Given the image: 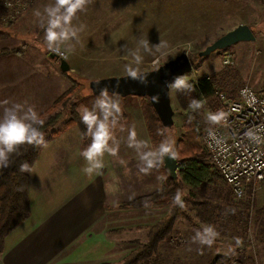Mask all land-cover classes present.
Segmentation results:
<instances>
[{
	"label": "rangeland",
	"instance_id": "1",
	"mask_svg": "<svg viewBox=\"0 0 264 264\" xmlns=\"http://www.w3.org/2000/svg\"><path fill=\"white\" fill-rule=\"evenodd\" d=\"M51 3H53V0H0V31L7 32L6 36L0 37V46L6 44L5 38H11L12 43V38L15 37L10 36L20 37L19 34H22L24 35L23 38L28 41L23 40V44L20 41V44L11 47V50L15 48L22 49L27 46V43L46 49L44 30L39 26L34 12L36 10L42 11L45 5ZM7 7L9 13H6L5 16L1 15L2 10ZM12 7L17 8V14L14 13ZM78 17V20H74L73 23H83L86 28L80 33V43L76 46L75 52L68 54L67 59H65L69 63L70 69L68 72L75 84L72 98L76 108L82 106L91 108L93 101L99 95L91 93L88 85L90 80L126 74L125 66L133 61L131 53L136 51L137 41L145 36H147L150 44L159 43V40L167 41L169 49L167 56L142 53L141 71L154 69L175 55L186 52L189 58L191 56L192 70L185 76L189 77L190 80L195 81L203 74L215 76L218 73V79L229 84V88H234L231 93L232 96L236 94L241 85H249L257 91L259 83L264 82V0H95L94 4L90 5L86 12L79 13ZM241 23L248 24L254 29V35L257 38L255 41L238 42L207 56H198L197 53L205 46ZM124 45L125 48H123ZM49 53L51 52H48V57ZM225 53L232 56L233 62L230 65L223 63ZM56 62L59 63L58 60ZM71 85L72 82L69 79L68 88ZM216 90L224 93L229 92L219 85L215 86L216 102L221 110V102ZM112 95L118 99L121 98L119 95ZM170 96L172 108L176 111L173 114V125L170 128L164 127L163 132L166 135L174 139L179 137L182 133L184 120L194 122L198 119L201 133H204L211 126L206 120V115L211 112L210 110L202 107L200 110L193 112L190 107L181 108L177 102L175 90L171 88ZM90 98L95 99L90 100ZM130 98H134V101L127 105H121L123 110L132 114L131 119L127 121L128 125L130 124V127L141 135L150 148L156 147L162 140L159 143L152 141L140 108V99L137 96ZM123 110V115L126 116L127 113ZM63 116L56 127L58 129L67 119V112H64ZM72 128L77 131L80 129L77 124H74ZM162 139H164V136H162ZM119 140L123 142V135L119 136ZM127 147L124 144L119 145V149L125 150ZM111 158L114 161L112 156ZM112 160L108 159L107 154L105 155L103 173L107 171L106 174L110 172L119 174L124 166L133 165L132 172L136 175L140 174L137 168L138 161L131 163L126 162L125 159H118V169L113 170L110 169L113 163L109 164V161L113 162ZM120 160L125 161V163H119ZM82 162V166H85L84 159ZM87 177L88 175H85L86 179ZM158 177H165V172L161 170V167L152 170L150 174L145 176L139 175V182L135 178L124 174L116 176L114 181H117V184H107L106 189L107 192H113L117 199V197L127 196L124 194L123 188L128 187L129 190L132 187L135 192L141 185L143 189L141 195H145L161 187L163 180ZM177 177H179L178 173ZM134 182H137V184L132 185ZM64 189L63 194H60L62 197L71 195L74 191L71 184L64 186ZM184 193L192 198L213 201L221 208L215 215L214 222L207 224L201 222L195 216L190 209V202H186L184 210L189 213L191 220H187L184 215H178L173 232L159 245L158 259L160 264H209L213 257L217 255L220 258L221 256L227 257L231 253L233 255L237 254V252L234 253L235 248H245V253L252 255L256 264L258 263L260 260L257 255L258 249L253 248H257L258 245L260 246L259 243L264 241V232L261 229L263 228L264 217L258 212L264 202V181L259 182L255 188H251L241 199L235 198L227 194L225 190L217 187L198 186L192 191L191 187L185 186ZM141 195L134 196L129 200L119 201L116 204V209H144L145 207L119 208L122 202L130 201ZM241 201L250 203L247 220H245V214L240 216L238 213L242 206L239 205L238 209L236 207ZM171 206L172 204L169 202L161 206L148 208L154 210V214H157V219L160 221L170 211ZM229 209L234 210V213H229ZM136 214H141V211ZM131 220L137 224L146 223L144 218L131 217ZM158 221H155L152 225ZM152 225H148V231ZM206 225L214 226L219 233L212 247L201 246L191 241V237L194 236L195 232ZM138 229L137 234L139 236H142V234L148 236L147 229L144 231L145 226L143 229L141 227ZM129 233L125 229L122 236L127 237ZM237 238L241 240L239 246L236 245ZM229 248L233 251L229 252ZM131 251L132 249L119 250L116 255L111 257L115 256V260L121 259L120 261H122L123 257ZM217 264H224V261L221 259ZM230 264L235 263L231 262Z\"/></svg>",
	"mask_w": 264,
	"mask_h": 264
},
{
	"label": "crops",
	"instance_id": "2",
	"mask_svg": "<svg viewBox=\"0 0 264 264\" xmlns=\"http://www.w3.org/2000/svg\"><path fill=\"white\" fill-rule=\"evenodd\" d=\"M19 36H10L15 37L12 38V43L11 38H5L6 44L0 46V50L16 47L20 41L23 44V40L28 41L23 38L24 35ZM256 39L255 35L253 41ZM48 52L47 48H38L27 43V46L18 53L0 55V102L26 101L40 114L68 88V77L61 73L58 62L48 57ZM257 88V91H263L264 82H260ZM130 97L133 96L119 97L121 105L134 101V98ZM93 99L95 98H90ZM131 116V113L123 115L122 122L126 130L123 132L117 130L115 133L119 145L127 146V129L131 128L127 121ZM72 127L48 137L46 139L48 146L40 148L38 157L31 166L35 173H28L30 215L6 235L4 251L0 254V264L118 262L121 259L115 260V256H111L116 255L119 250L136 249L146 242L147 235L139 236L138 228L143 229L145 226L144 231L146 229L148 231V225L158 221L157 214H154L151 208L116 209L119 201L141 195L143 193L141 185L135 192L132 187L129 190L128 187L123 188L127 196L122 198L116 199L113 192H107V184H117V181H114L116 176L125 174L135 178L137 182L140 179L139 175L145 176L141 173L134 174L133 165L124 166L119 174L117 172L106 174L107 171L103 173L101 170V174L85 178L82 172L83 157L79 154L90 143V139L87 137L81 139V130H73ZM136 133L137 138L143 140L141 135ZM120 135H123V142L126 143L120 142ZM108 159L112 160L111 156L108 155ZM113 159V162L109 161V164L113 163L110 167L113 170L118 169V159H125L131 163L138 161L136 152L129 147L125 150L120 148L118 156ZM69 184L73 186V193L62 197L60 194H63L64 186ZM140 211L141 214H136ZM131 217L144 218L146 223L137 224ZM125 229L130 232L127 237L122 236ZM259 244L260 246L253 249H258L257 255L260 260L257 264H264V241ZM157 262L152 264H160L159 259Z\"/></svg>",
	"mask_w": 264,
	"mask_h": 264
},
{
	"label": "clouds",
	"instance_id": "3",
	"mask_svg": "<svg viewBox=\"0 0 264 264\" xmlns=\"http://www.w3.org/2000/svg\"><path fill=\"white\" fill-rule=\"evenodd\" d=\"M94 2L95 0H53V3L45 5L42 11L34 12L39 26L44 30V40L49 52L57 53L65 59L68 54L75 52L76 46L80 43V33L85 30L86 25L83 23L74 24L73 21L78 20V14L86 12ZM137 43L136 51L131 53L133 61L125 66V72L129 79L147 84L148 74L141 71L140 68L143 63L142 53L167 56L169 43L159 40V43L150 44L147 36L140 38ZM155 70L158 71L159 67ZM166 87L181 93H191L196 90L194 83L190 82L189 77L185 75L176 76L171 82H166ZM154 99L156 98L154 97ZM189 107L193 112H196L203 107V104L193 99ZM0 108H2V115H0V172H2L12 165L11 157L14 154H21L20 149L23 146L46 148L48 145L45 133L41 130L44 120L40 118L34 107L28 105L26 101L18 103L4 100L0 102ZM78 111L80 121L85 126V131L81 133V139L85 137L90 139L87 147L80 152L85 161L82 172L88 176L99 175L104 168L105 155L118 156L119 141L115 135L116 131L126 130L125 124L122 122L121 102L118 98L110 95L107 88H102L91 108L82 106ZM227 117L228 114L223 111L209 112L206 115V120L213 126H227ZM127 131V146L137 154L139 173L150 174L152 170L159 169L163 165L166 157L173 160L177 158L175 139L164 132H158V135L164 136V139L156 147L150 148L146 141L137 138L134 129L130 128ZM209 135H213V133L210 131ZM244 135L252 143H264V124L249 128ZM119 163L124 164L125 161L120 160ZM18 171L35 173L27 162L21 163ZM158 178L166 179V177ZM17 191H23V187H18ZM172 204L181 209L185 208L181 192L175 193ZM144 206L148 208L150 205L145 203ZM232 211L234 212V210ZM218 236L219 233L214 226L206 225L195 232L191 241L201 246L212 247ZM240 244L241 240L237 238L236 245ZM228 251L232 252L233 249L229 248Z\"/></svg>",
	"mask_w": 264,
	"mask_h": 264
},
{
	"label": "trees",
	"instance_id": "4",
	"mask_svg": "<svg viewBox=\"0 0 264 264\" xmlns=\"http://www.w3.org/2000/svg\"><path fill=\"white\" fill-rule=\"evenodd\" d=\"M12 9H14L15 14L18 13L16 7H12ZM6 13H9L8 7L2 10L1 15L5 16ZM251 29L253 31L252 27ZM6 35L7 32L0 31V37ZM19 51H21V48H15L12 50L1 49L0 55L10 52L18 53ZM61 73L70 79L72 85L55 98L47 109L38 114L40 118L44 120V125L41 130L45 133V140L48 137L55 136L61 131L68 129L74 124L79 126L82 133L85 131V126L80 121L79 112L72 98V93L75 88L73 79H71L68 71H61ZM217 76H219L218 73L215 76L203 74L195 81L190 80V82L194 83L196 89L191 93L175 91L177 102L181 108H188L192 100L196 99L201 103L203 102V107L211 112L220 111V106H218L216 102V96L214 93L215 86L219 85L225 91L227 90L229 93L226 94L230 96H232L231 93L234 91V88H229V84L218 79ZM138 98L140 99V108L143 112L148 133L153 142L159 143V141L162 140V136L158 135V132H163L165 128L161 125L149 99L147 97ZM175 111L176 110H174V112ZM64 112H67V119L58 129L56 127L59 125L62 117L65 116H63ZM198 122V119L194 122L184 120L182 123V133L175 139V150L178 154L176 158L178 163L177 173L179 177L173 180L162 165L161 170H164L166 179H163L161 187L151 193L138 196L130 201L122 202L119 205V208H140L145 207V203H148L150 205L149 207L161 206L169 202L172 204L173 196L179 191L183 194L184 202H190V209L201 222L207 224L214 222L215 215L221 208L220 205L208 199L192 198L184 193L185 186L191 187L192 191L198 186H207L225 190L227 194L233 196L231 189L225 184L203 143L205 132L201 133ZM39 151V147L23 146L20 149V155L14 154L11 157L13 160L12 165L0 172V254L4 251V239L6 235L30 215L27 191L29 175L28 173L19 172L18 169L19 165L23 162H27L32 166L38 157ZM20 186L23 187V191H17V188ZM192 194H194V192H192ZM239 205L242 206L241 210L238 212L239 215L242 216V214H245V220H247L249 217L248 207L250 203L247 201H241L238 206H236L237 209ZM232 207L236 208L234 206ZM232 209L228 210L231 214L234 213ZM258 212L264 217V202ZM178 215H184L187 220H191L189 213L184 210V208L181 209L172 204L167 215L149 228L147 241L141 247L129 252L123 257V260L118 263L101 262L99 264L158 263L157 256L159 255V245L173 232L175 220ZM261 229H263L264 232V221L263 228ZM235 252H237V254H235L236 256L231 253L229 256L227 255V257L221 256L219 258V255H217L213 257L209 264H217L221 259L224 261V264H230L231 262H234L235 264H256L255 258L252 255L245 253V249L235 248L234 253Z\"/></svg>",
	"mask_w": 264,
	"mask_h": 264
},
{
	"label": "built area",
	"instance_id": "5",
	"mask_svg": "<svg viewBox=\"0 0 264 264\" xmlns=\"http://www.w3.org/2000/svg\"><path fill=\"white\" fill-rule=\"evenodd\" d=\"M52 54L65 60L57 53ZM232 62V56L225 53L223 63ZM216 93L220 111L228 114L227 126L211 125L204 133L203 143L233 196L241 199L264 181V143H252L244 135L249 128L264 124V90L256 91L244 84L233 96L217 90ZM210 131L213 135H209Z\"/></svg>",
	"mask_w": 264,
	"mask_h": 264
},
{
	"label": "water",
	"instance_id": "6",
	"mask_svg": "<svg viewBox=\"0 0 264 264\" xmlns=\"http://www.w3.org/2000/svg\"><path fill=\"white\" fill-rule=\"evenodd\" d=\"M254 39L255 35L251 27L248 24L241 23L205 46L204 49L198 52V56H207L212 52L226 49L235 43L253 41ZM49 58L59 61L61 71L65 72L70 69L67 60L59 59L52 53H49ZM157 67H159L158 71L155 70ZM157 67L143 71L148 74L147 84L129 79L127 74H124L92 79L88 83L89 89L92 94H99L102 88H107L110 94L121 97H147L162 126L170 128L173 125L174 110L171 105L170 87H166V82H171L176 76L189 73L192 70V63L188 54L181 52ZM96 81H99V83H96ZM163 166L170 177L175 180L177 178V160L166 157Z\"/></svg>",
	"mask_w": 264,
	"mask_h": 264
}]
</instances>
